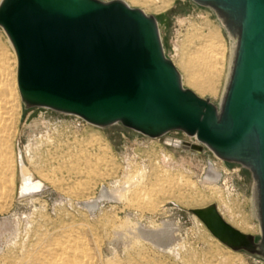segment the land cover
<instances>
[{
    "label": "rangeland",
    "instance_id": "374dc122",
    "mask_svg": "<svg viewBox=\"0 0 264 264\" xmlns=\"http://www.w3.org/2000/svg\"><path fill=\"white\" fill-rule=\"evenodd\" d=\"M124 1L156 17L164 52L183 86L218 105L231 40L214 10L194 0ZM208 43L224 45L226 63L213 90L201 92L188 82L183 61L191 56L194 71L207 80L196 52ZM16 67L14 48L0 26V69L9 74L18 103L10 140L18 169L0 201V264H48L50 247L70 245L64 242L68 237L87 242L94 264H264V258L222 243L190 210L214 202L227 221L242 230L239 224L246 220L249 229L243 231L259 238L248 168L217 157L181 129L151 137L121 122L100 126L74 113L25 107ZM184 140L201 149L177 142ZM22 160L41 181L38 189L21 190ZM210 163L222 171L217 184L205 180ZM139 171L140 194L133 188L122 199L100 197L103 185L115 186ZM92 199L98 205H90Z\"/></svg>",
    "mask_w": 264,
    "mask_h": 264
},
{
    "label": "water",
    "instance_id": "95a60500",
    "mask_svg": "<svg viewBox=\"0 0 264 264\" xmlns=\"http://www.w3.org/2000/svg\"><path fill=\"white\" fill-rule=\"evenodd\" d=\"M194 1L211 7L234 40L218 105L183 86L156 17L124 0H0V26L16 54L25 107L100 126L121 122L151 137L181 129L248 168L259 238L227 221L214 202L190 210L225 245L264 258V0Z\"/></svg>",
    "mask_w": 264,
    "mask_h": 264
},
{
    "label": "bare ground",
    "instance_id": "6f19581e",
    "mask_svg": "<svg viewBox=\"0 0 264 264\" xmlns=\"http://www.w3.org/2000/svg\"><path fill=\"white\" fill-rule=\"evenodd\" d=\"M227 34L231 40V48L229 49L231 51V55L228 62L229 65L227 68L228 70L226 73V79L229 73L234 47V40L228 32ZM196 53L198 57H200L199 62L203 66L202 68L204 73L206 72V74H208V76L210 77L207 80H204V76L202 74H200L199 72H195V61H193V58L191 56H188L183 61L185 70L187 72L188 82L195 86L201 92L212 91L216 74L220 75V73H222L223 69L225 68L226 48L222 44L213 45L211 43H208L204 46H200ZM9 82V74L5 70L0 69V201L7 198L8 193L11 191L12 184L14 182L15 171L18 169L15 155L13 154L12 150L13 144L11 145L10 142L11 137L15 133L13 119L17 112L18 103L13 95L12 86ZM20 168L22 169L23 177L21 190L24 192H28L38 189L41 186V181L39 182L36 178L33 177V174L27 170L26 166L23 163V160L20 162ZM221 175V169L215 166L214 163H210L209 171L205 180L217 184L216 181L220 179ZM141 180L142 171H139L138 174L134 175L131 178L129 177L127 180L115 186L107 187V185H103L100 197L121 198L126 195L127 191H130L133 188L136 189V193L140 194L139 190L141 188H137H139L138 186L141 184ZM92 200L93 201L89 203L90 205H98V199ZM239 225L241 226L242 230L249 229V224L246 222V220H243ZM64 242H71V244L67 245L65 243H57L54 246L50 247L49 252L51 253V257L49 258L48 264H94L93 255L90 251L89 246L87 245V242L84 241V239L68 237L67 241Z\"/></svg>",
    "mask_w": 264,
    "mask_h": 264
}]
</instances>
